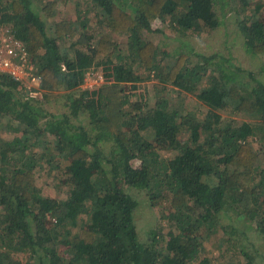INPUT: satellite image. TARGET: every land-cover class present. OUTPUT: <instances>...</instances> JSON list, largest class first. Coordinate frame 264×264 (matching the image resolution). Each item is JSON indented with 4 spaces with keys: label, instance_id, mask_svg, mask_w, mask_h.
<instances>
[{
    "label": "trees",
    "instance_id": "1",
    "mask_svg": "<svg viewBox=\"0 0 264 264\" xmlns=\"http://www.w3.org/2000/svg\"><path fill=\"white\" fill-rule=\"evenodd\" d=\"M68 1L0 0V44L19 43L40 88L0 69V264H215L211 240L264 264V77L182 38L217 28L223 0ZM263 4L239 0L252 58ZM98 69L109 81L82 88ZM149 80L152 103L132 98Z\"/></svg>",
    "mask_w": 264,
    "mask_h": 264
},
{
    "label": "rangeland",
    "instance_id": "2",
    "mask_svg": "<svg viewBox=\"0 0 264 264\" xmlns=\"http://www.w3.org/2000/svg\"><path fill=\"white\" fill-rule=\"evenodd\" d=\"M75 0H69L65 10L66 12H69L74 4ZM263 2L264 0H250V4H255ZM264 5V4H263ZM239 0H223V6L221 8L222 18L221 22L218 24V27L215 28L212 32L208 33L205 30H193L189 32V34H184L182 38H185L189 41V45L191 44L193 47H195L196 50H200L203 53L209 54L213 52H220L222 54L227 53L228 50H230L231 54L234 57V60L238 63H240L243 66L251 67L252 65H255L256 72L264 77V54L260 55L258 58H252L245 50L241 47V34L238 31L237 25H236V18L238 17V9H239ZM219 10V9H218ZM252 13L253 8L250 9ZM250 11H247L250 12ZM70 13V12H69ZM262 19L264 18V7L259 11V13L256 12V16L254 19ZM156 25H160L159 21H155ZM7 33L4 28L0 26V40L6 39ZM165 41L169 42L170 40L168 38H163ZM2 43V42H1ZM12 45L10 43L6 44H0V48H10ZM12 48H15L12 46ZM1 52V50H0ZM0 56H2L0 54ZM104 81H109L106 79V77L103 75V71L98 70H92L91 72H87L84 77V82L81 84L82 88H92L94 86H97L98 84L104 83ZM154 82V81H152ZM131 91V90H130ZM133 95H131L132 98L134 97H140L142 94L145 96H148L149 103H152V100L154 98L153 91L151 88V80L149 81H140L139 87L135 91L133 90ZM126 96H129L128 93H126ZM183 101V104L188 106L189 108H194L196 106V100L194 99V96L187 95ZM238 118L241 116H237ZM168 155V154H165ZM37 176V183L38 185L46 192L47 196L50 197H56V198H64L65 189L63 187L55 186L54 178L51 173L46 172L45 170H40L38 172ZM43 192V193H44ZM141 196V195H140ZM142 208L146 212L145 220L147 218H150L151 220H155L158 213L156 212L155 208H152L151 206H148L145 201L142 202ZM138 225H141V222L138 221ZM164 230H166V226L163 227ZM208 245H211L213 248V253H215V264H232L231 261H229L228 258L221 257L219 254V249L217 247V244L215 241L211 240L208 242Z\"/></svg>",
    "mask_w": 264,
    "mask_h": 264
},
{
    "label": "built area",
    "instance_id": "3",
    "mask_svg": "<svg viewBox=\"0 0 264 264\" xmlns=\"http://www.w3.org/2000/svg\"><path fill=\"white\" fill-rule=\"evenodd\" d=\"M15 46H17V49L12 48V46L5 49L0 48V54L2 55L0 56V69L11 73L14 77L21 80L29 95L35 96L40 94L39 77L34 73L32 65L27 64L24 57L19 60H13L12 56L18 52L17 50L22 51L19 43L15 42ZM6 53L10 55H6Z\"/></svg>",
    "mask_w": 264,
    "mask_h": 264
}]
</instances>
